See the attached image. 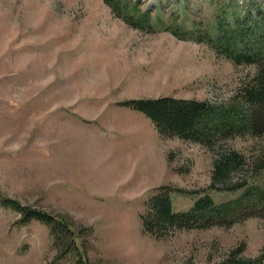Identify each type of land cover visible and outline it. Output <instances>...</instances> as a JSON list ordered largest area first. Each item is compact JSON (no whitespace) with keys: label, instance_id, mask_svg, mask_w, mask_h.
<instances>
[{"label":"rangeland","instance_id":"obj_1","mask_svg":"<svg viewBox=\"0 0 264 264\" xmlns=\"http://www.w3.org/2000/svg\"><path fill=\"white\" fill-rule=\"evenodd\" d=\"M129 2L150 12V26L126 23L105 0H0V195L66 216L95 264H217L242 242L255 257L264 218L159 239L143 232L140 214L165 184L207 189L217 201L235 196L211 188L215 158L229 147L249 157L264 139L208 149L163 137L119 102L230 97L256 66L235 65L198 36L226 9L229 21L260 19L264 0ZM183 20L199 33H174ZM198 196L175 193L174 206ZM18 218L0 202V264H50L58 250L49 227Z\"/></svg>","mask_w":264,"mask_h":264},{"label":"trees","instance_id":"obj_2","mask_svg":"<svg viewBox=\"0 0 264 264\" xmlns=\"http://www.w3.org/2000/svg\"><path fill=\"white\" fill-rule=\"evenodd\" d=\"M105 1L126 23L136 27L151 25L150 12H142L139 3ZM230 11L233 10H224L222 18L216 15L215 24L205 28L204 38L198 36L235 65L256 66V72L243 80L230 97L212 101L167 95L125 99L119 104L145 114L163 137H179L208 149L224 147L227 140L235 137L264 139V13L260 19H251L246 12L229 21ZM174 25L170 28L177 35L193 37L199 33L197 29H187L184 20ZM244 169L250 171L247 177H243ZM218 183H222L221 188ZM211 188L234 192L235 196L217 201L207 189L192 191L172 184L157 187L140 214L143 232L160 239L180 230L229 228L252 217L264 218V143L249 157L231 147L223 149L214 160ZM175 193L199 196L189 208L177 210ZM0 202L19 214L15 224L27 225L36 220L49 227L58 250L50 264H95L79 243L81 233L66 216L4 195H0ZM245 248L244 242L231 248L217 264H264V246L251 258L244 255Z\"/></svg>","mask_w":264,"mask_h":264}]
</instances>
